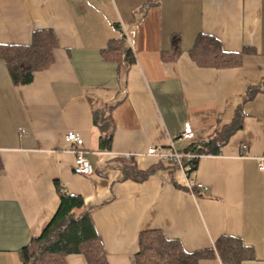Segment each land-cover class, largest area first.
<instances>
[{
    "label": "crops",
    "instance_id": "obj_1",
    "mask_svg": "<svg viewBox=\"0 0 264 264\" xmlns=\"http://www.w3.org/2000/svg\"><path fill=\"white\" fill-rule=\"evenodd\" d=\"M44 29L57 37L55 61L31 83L15 85L0 61V264H22L60 192L82 198L108 264H136L148 230L189 253L214 251L199 264H223L222 237L252 250L241 264H264V0H0L1 45H30ZM200 34L243 52L242 65L199 66L190 52ZM175 35L182 52L172 59ZM122 36L132 64L103 55ZM238 109L242 128L190 173L147 154L189 123L193 139L176 143L187 152ZM97 115L113 130L110 149ZM70 131L84 141L91 176L73 171ZM65 264L88 263L70 254Z\"/></svg>",
    "mask_w": 264,
    "mask_h": 264
},
{
    "label": "trees",
    "instance_id": "obj_2",
    "mask_svg": "<svg viewBox=\"0 0 264 264\" xmlns=\"http://www.w3.org/2000/svg\"><path fill=\"white\" fill-rule=\"evenodd\" d=\"M122 36L113 40L103 50L105 57L112 56L119 65L133 63L131 49ZM58 40L50 29L33 34L30 45H1L0 61L4 62L15 85H26L33 81L34 74L48 70L55 61L54 52ZM172 59L182 52L178 35L172 38ZM192 59L201 67L228 69L239 67L243 62V52H226L220 42L208 34H200L190 52ZM109 55V56H107ZM243 116L240 109L230 124L216 130L203 143L192 144L186 151L195 155H217L232 134L242 128ZM102 136L101 146L110 149L113 130L108 129V119L96 116ZM191 163L192 172L198 160H186ZM189 172V173H190ZM57 185V189H58ZM60 189V188H59ZM59 191V190H58ZM60 206L46 229L39 237L20 251L22 264H65L70 254H82L88 264H108L107 255L92 225L89 211L84 208L82 198L60 192ZM215 252L223 264H241L252 259V250L239 240L222 237L215 244ZM214 251L206 249L189 253L178 240L168 239L160 230H148L139 235V252L135 255L136 264H199L203 259L214 256Z\"/></svg>",
    "mask_w": 264,
    "mask_h": 264
},
{
    "label": "built area",
    "instance_id": "obj_3",
    "mask_svg": "<svg viewBox=\"0 0 264 264\" xmlns=\"http://www.w3.org/2000/svg\"><path fill=\"white\" fill-rule=\"evenodd\" d=\"M193 131L189 123L185 124L184 132L177 139H171L170 144L167 147H151L148 149L147 154L151 156H157L161 160L174 164L179 168L189 173L192 170V164H186V160H198L200 155H195L190 152L179 151L176 147V143L182 140H192ZM66 141L71 145L72 151L75 154L74 173L81 176H91L94 172V168L90 161L85 157L84 141L82 137L73 131H70L66 135ZM130 156V155H129ZM260 169H264V166H260ZM201 187L202 185H198Z\"/></svg>",
    "mask_w": 264,
    "mask_h": 264
}]
</instances>
